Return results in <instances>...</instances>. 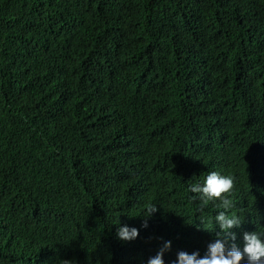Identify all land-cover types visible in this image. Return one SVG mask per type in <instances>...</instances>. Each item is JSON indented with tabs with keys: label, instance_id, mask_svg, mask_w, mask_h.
Returning a JSON list of instances; mask_svg holds the SVG:
<instances>
[{
	"label": "trees",
	"instance_id": "1",
	"mask_svg": "<svg viewBox=\"0 0 264 264\" xmlns=\"http://www.w3.org/2000/svg\"><path fill=\"white\" fill-rule=\"evenodd\" d=\"M263 92L264 0H0V264H65L42 256L35 220L59 214L104 234L128 194L166 199L181 247H199L223 209L201 213L188 189L246 158L257 166ZM183 100L201 131L182 158L156 126ZM127 136L148 146L124 148ZM149 208L120 207V220Z\"/></svg>",
	"mask_w": 264,
	"mask_h": 264
},
{
	"label": "clouds",
	"instance_id": "2",
	"mask_svg": "<svg viewBox=\"0 0 264 264\" xmlns=\"http://www.w3.org/2000/svg\"><path fill=\"white\" fill-rule=\"evenodd\" d=\"M190 111L186 100H183L177 108H165L157 120L156 133L182 158L194 133L201 131L199 119L196 117L197 122L194 123ZM195 125L197 130L193 129ZM185 127L190 130L181 134L180 130ZM182 135L187 139L182 141ZM258 139L257 136L250 154L258 155ZM177 141L182 142L175 145ZM121 143L127 149L145 146L128 136ZM208 145L222 151L211 141H208ZM248 162L250 160L246 158L241 168L232 175L212 171L206 175L202 184L190 185L188 190L195 194L192 197L194 202L197 199L200 201L201 213L209 202L220 203L223 209L214 217L216 234L197 248L181 247L180 219L168 209L166 199L135 194L115 196L112 200L113 211L105 229V233L108 231L109 236L112 234L114 237L111 242L106 240L105 233L102 234L100 229L92 230L89 226L76 223L69 225L71 221L59 214L37 218L35 222H40L34 224L32 233L45 242L42 256L51 262L60 260L65 264H264V171L263 179L260 180L259 168L254 164V168H247ZM260 183L263 186L260 187ZM232 195L235 196L233 201L230 199ZM249 202L262 204L250 205ZM140 204L146 207L150 205V208L139 222L129 224L120 220V216L124 215L120 207L129 213ZM257 211L262 213H250ZM154 214V223L149 224V217ZM250 218L255 223L252 224ZM242 223L246 226L243 242L240 241ZM252 225L254 227L251 232L249 228ZM153 240H157L156 246L158 243L164 245L159 252L156 251L157 247L152 250ZM170 247L172 251H167Z\"/></svg>",
	"mask_w": 264,
	"mask_h": 264
},
{
	"label": "bare ground",
	"instance_id": "3",
	"mask_svg": "<svg viewBox=\"0 0 264 264\" xmlns=\"http://www.w3.org/2000/svg\"><path fill=\"white\" fill-rule=\"evenodd\" d=\"M141 82V81H140ZM220 82H222V81H220ZM138 84V83H137ZM219 85H220V83H218ZM193 88V87H192ZM205 88H208V87H205ZM264 93V92H263ZM262 97V96H261ZM264 99V98H263ZM251 114V113H250ZM199 115V114H198ZM225 122V121H224ZM262 135V134H261ZM223 138V137H222ZM228 139V138H227ZM234 139V138H233ZM241 139H242V137H241ZM145 140V139H144ZM147 140V139H146ZM145 140V141H146ZM150 141V140H149ZM152 141V140H151ZM263 141H264V138H262L259 142H257V148H258V157H259V163L257 164V167L259 168V176H260V180H262L263 179V171H264V161H263V151H264V144H262L263 143ZM146 142H148V141H146ZM182 141H180L179 143H181ZM230 142V141H229ZM228 142V143H229ZM233 142V141H232ZM145 143V142H144ZM154 143V142H153ZM152 143V144H153ZM179 143H177V144H179ZM237 143H238V141H237ZM148 144V143H147ZM177 144H175V145H177ZM146 145V144H145ZM226 145H228V144H226ZM236 145H238V144H236ZM146 146H148V145H146ZM196 147V146H195ZM208 147V146H207ZM227 147V146H226ZM238 147V146H237ZM199 148V147H198ZM236 148V147H235ZM186 149V148H185ZM187 149H189V148H187ZM187 149H186V151H187ZM123 150V149H122ZM191 150V149H190ZM190 150H189V152H190ZM229 149H227V151H228ZM231 150V149H230ZM196 151V150H195ZM232 151V150H231ZM234 151V150H233ZM240 151V150H239ZM238 151V152H239ZM191 153V152H190ZM226 153V152H225ZM227 153H230V152H227ZM171 155V154H170ZM226 155V154H225ZM228 155V154H227ZM234 155V154H233ZM238 155V154H237ZM243 155V154H242ZM240 156H241V154H240ZM227 157V156H226ZM234 158H236V157H234ZM237 159V158H236ZM240 159V158H239ZM169 160V159H168ZM223 160V159H222ZM226 160V159H225ZM227 160H228V158H227ZM226 160V161H227ZM238 160V159H237ZM229 161H230V159H229ZM157 162H159V161H157ZM238 162V161H237ZM240 162H241V160H240ZM254 161H253V159L251 158V160H250V162H248V166H250L252 163H253ZM224 163V162H223ZM206 164V163H205ZM227 164H228V162H227ZM238 164V163H237ZM158 165V164H157ZM223 165V164H222ZM207 167V166H206ZM151 168V167H150ZM154 168V167H153ZM157 168V167H156ZM228 168V167H227ZM251 168H254V165H252L251 166ZM32 169V168H31ZM149 169V168H148ZM240 169V168H239ZM124 170V169H123ZM154 170V169H153ZM147 172V171H146ZM149 173V172H148ZM141 174H143V173H141ZM150 174V173H149ZM125 175V174H124ZM157 177V176H156ZM121 178V177H120ZM152 178H153V176H152ZM158 178V177H157ZM144 179V178H143ZM169 185V184H168ZM167 185V186H168ZM166 186V187H167ZM259 186L261 187V186H263V184L262 183H260L259 184ZM141 188V187H140ZM243 194H244V192H243ZM181 203H183V202H181ZM250 203V202H249ZM262 203H259V205H261ZM250 205H255V203H253L252 202V204L250 203ZM215 210V209H214ZM250 213H255V214H261L262 212L261 211H257V212H250ZM251 220H250V222L253 224V223H255L252 219L253 218H250ZM262 222V221H261ZM253 225L252 226H250V231L252 232L253 230ZM241 228H242V230H241V242H243V234L246 232V226H245V223H243L242 225H241ZM14 233V232H13ZM12 234V233H11Z\"/></svg>",
	"mask_w": 264,
	"mask_h": 264
},
{
	"label": "water",
	"instance_id": "4",
	"mask_svg": "<svg viewBox=\"0 0 264 264\" xmlns=\"http://www.w3.org/2000/svg\"><path fill=\"white\" fill-rule=\"evenodd\" d=\"M175 131V128L173 129V132ZM249 208H252V207H249Z\"/></svg>",
	"mask_w": 264,
	"mask_h": 264
}]
</instances>
